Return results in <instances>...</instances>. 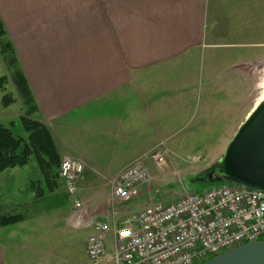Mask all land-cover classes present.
Returning a JSON list of instances; mask_svg holds the SVG:
<instances>
[{
  "label": "crops",
  "instance_id": "obj_1",
  "mask_svg": "<svg viewBox=\"0 0 264 264\" xmlns=\"http://www.w3.org/2000/svg\"><path fill=\"white\" fill-rule=\"evenodd\" d=\"M221 1L0 0V18L38 107L33 118L48 127L61 158L85 165L78 185L86 207L84 213L74 204L66 208L58 176L37 175L13 191L6 183L18 176L6 169L0 211L24 219L0 227V264H66V210L69 221L90 234L95 220L110 219L109 244L129 216L119 214L111 194L86 195L95 182L90 174L114 181L160 146L155 137H192L197 129L184 135V127L237 113L247 98L245 65L264 62V7L257 0L249 10L254 27L243 23L248 9L240 8L242 25L231 31L233 17L228 20ZM217 94L227 101L216 102Z\"/></svg>",
  "mask_w": 264,
  "mask_h": 264
},
{
  "label": "built area",
  "instance_id": "obj_2",
  "mask_svg": "<svg viewBox=\"0 0 264 264\" xmlns=\"http://www.w3.org/2000/svg\"><path fill=\"white\" fill-rule=\"evenodd\" d=\"M166 151L154 150L121 169L112 197L128 201L151 179L145 158L162 167ZM82 161L64 156L59 174L77 208ZM108 218L95 220L86 242L94 264H200L251 241H264V191L240 184L220 186L202 193L185 192L174 202H151L114 228L112 245ZM110 247V248H109Z\"/></svg>",
  "mask_w": 264,
  "mask_h": 264
},
{
  "label": "rangeland",
  "instance_id": "obj_3",
  "mask_svg": "<svg viewBox=\"0 0 264 264\" xmlns=\"http://www.w3.org/2000/svg\"><path fill=\"white\" fill-rule=\"evenodd\" d=\"M256 1L257 0H224L218 4L221 9L230 13L228 20L233 17V19H231V31L235 28L239 29V26L242 25V21L244 24H247V27L255 26V15L250 14L249 10L257 5ZM258 1H260L264 7V0ZM240 8L248 9V13L242 19L241 23H239L237 14ZM6 38L11 41L7 31ZM228 48L229 50L234 49V47ZM245 66L247 98L244 102L240 103L237 113L236 110H230L225 114L224 118L215 117L214 122L210 125L199 123L198 126L184 127L182 131L184 135L192 129H197V135L192 137H155L157 138V144H160V146L151 149L150 152L157 149L165 150V163L162 167H159L151 156L145 158L151 179L140 187H144L143 191L137 193L135 197L130 198L128 201L122 202L115 199L118 203L116 210L119 214L125 217L133 216L148 202H174L179 200L185 192L202 193L214 187L224 185L233 186L235 184L222 179H210L208 174L219 164V160L224 154L235 132L256 104L261 101V97L264 94V62L247 64ZM4 75L8 77V81L5 83L4 89H0V122L7 127H11L16 135L27 138V133L24 131L22 122L20 121L21 117L25 115L26 110L17 88L9 78L10 74L7 65L4 62L3 56L0 54V77ZM202 83L203 78L201 76L200 84L202 85ZM231 85H233V83H231ZM231 89L233 91V88ZM5 94H10L15 99L9 106L3 105V97ZM215 97L218 98L216 102L220 101L219 98H224V101H227L226 94H217ZM215 105L217 104L215 103ZM204 130L205 133L209 132L208 135L206 134L207 136L204 135ZM157 144L152 143L151 146H156ZM36 169L38 170L37 174L35 172ZM7 171L6 175L16 173L15 176H18L12 180V183H6V187L10 189L20 188V186L24 188L28 179L36 178L37 175L40 178H44L35 157H32L27 165L16 169L9 168ZM53 173H56V175L60 177L59 166L55 168ZM90 176L95 179L92 185L94 187L92 188L89 186L85 190L86 195L88 197L92 196L95 200L109 198L110 194H112V186L114 183L111 176L102 175L100 173H91ZM60 180L62 182L61 177ZM14 189L13 191L16 190ZM65 197L66 208L69 206L72 207L74 198L69 194H66ZM4 202L6 204L4 208L7 212H10V208H13V198L10 197ZM103 207L101 206L100 208ZM82 209H86V207L83 205L81 207V210ZM84 212L85 210L83 213ZM67 214L66 210V264H94L88 258L86 252V242L91 229L70 222ZM93 215H95L94 210L85 213L88 219ZM113 216L115 218L117 214ZM109 244L110 246L112 245V240H109Z\"/></svg>",
  "mask_w": 264,
  "mask_h": 264
},
{
  "label": "trees",
  "instance_id": "obj_4",
  "mask_svg": "<svg viewBox=\"0 0 264 264\" xmlns=\"http://www.w3.org/2000/svg\"><path fill=\"white\" fill-rule=\"evenodd\" d=\"M0 54L9 71V78L18 90L25 107V115L21 117L27 138L16 135L11 127L0 122V174L8 168L27 165L35 157L45 180L54 179L53 173L60 166L61 156L58 153L48 127L33 118L38 107L25 73L19 65L12 42L6 38V29L0 18ZM7 76L0 77V89H4ZM15 99L10 94L3 97V105L9 106ZM22 214H4L0 212V227L22 221Z\"/></svg>",
  "mask_w": 264,
  "mask_h": 264
},
{
  "label": "water",
  "instance_id": "obj_5",
  "mask_svg": "<svg viewBox=\"0 0 264 264\" xmlns=\"http://www.w3.org/2000/svg\"><path fill=\"white\" fill-rule=\"evenodd\" d=\"M264 191V98L253 108L208 174ZM200 264H264V241H251Z\"/></svg>",
  "mask_w": 264,
  "mask_h": 264
},
{
  "label": "bare ground",
  "instance_id": "obj_6",
  "mask_svg": "<svg viewBox=\"0 0 264 264\" xmlns=\"http://www.w3.org/2000/svg\"><path fill=\"white\" fill-rule=\"evenodd\" d=\"M264 98V94L262 95V97H261V100ZM257 105V104H256Z\"/></svg>",
  "mask_w": 264,
  "mask_h": 264
}]
</instances>
